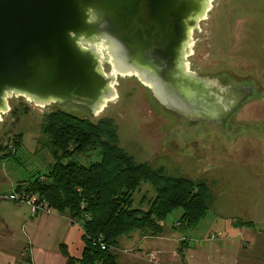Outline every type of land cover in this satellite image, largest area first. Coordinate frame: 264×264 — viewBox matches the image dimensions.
<instances>
[{"label": "rangeland", "instance_id": "rangeland-1", "mask_svg": "<svg viewBox=\"0 0 264 264\" xmlns=\"http://www.w3.org/2000/svg\"><path fill=\"white\" fill-rule=\"evenodd\" d=\"M212 2L207 19L200 23L201 35L194 34L202 41L206 38L209 48L193 46L196 54L189 56V62H196L199 70L228 71L232 75L228 73L225 77L235 81H254L256 93L264 92L261 84L264 83V0ZM104 68L109 71L107 65ZM116 91L118 98L108 103L97 117L71 103L39 108L22 98L11 97L10 111L15 109L16 114L9 111L0 122V146L5 147L0 149L1 156L13 152V156H7L5 173L18 175L22 180H34L53 163L46 146L47 137L41 133L47 114L60 109L78 118L95 121L108 118L114 120L118 129L120 148L135 162L147 164L166 176L206 184L209 193L207 214L195 228H179L177 222H173L182 211H173L163 222L165 237L170 241L144 239L139 244L135 240L139 233H133L135 241L123 236L112 249L117 264H148L145 262L147 253L158 255L161 261L159 245L164 251H174L177 245L174 237L182 234L178 230H183V235L193 238V242L208 237L216 239L214 235L222 233L220 230L234 216L243 221L253 220L257 230L264 229V217H250L251 212L247 211L251 209V197L264 196V96L248 100L226 124V134L205 122L189 126L181 119L167 118L149 89L135 77L118 78ZM19 134H22L21 142L12 151V140L19 139ZM100 158L98 151L92 150L72 159L88 166ZM153 194L151 184L141 183L133 195L132 207L147 208L142 198L150 200ZM216 244L209 242V245ZM132 255L139 261L133 260ZM167 255L163 256V261L170 260Z\"/></svg>", "mask_w": 264, "mask_h": 264}, {"label": "water", "instance_id": "water-1", "mask_svg": "<svg viewBox=\"0 0 264 264\" xmlns=\"http://www.w3.org/2000/svg\"><path fill=\"white\" fill-rule=\"evenodd\" d=\"M212 1L0 0V122L11 97L97 117L118 98L117 79L135 77L167 113L228 134L229 120L264 92L189 69Z\"/></svg>", "mask_w": 264, "mask_h": 264}, {"label": "trees", "instance_id": "trees-1", "mask_svg": "<svg viewBox=\"0 0 264 264\" xmlns=\"http://www.w3.org/2000/svg\"><path fill=\"white\" fill-rule=\"evenodd\" d=\"M11 112L16 114L15 109ZM41 130L47 137L53 163L46 172L38 173L36 179L16 189H24L25 195L46 203L49 209L67 212L72 221L81 224L83 255L73 259L63 250L68 264H117L112 249L119 238L132 232L158 236L163 233L167 216L176 210L182 211L176 223L181 229L193 228L206 216L207 185L166 176L147 164L135 162L120 148L114 120L78 118L57 109L46 115ZM19 139L13 138L12 151L19 146ZM92 150L98 151L100 161L85 166L72 159ZM12 153L3 156H13ZM141 183L151 184L154 192L150 200L142 198V203L147 202L145 209L132 207L133 195ZM99 237L107 247L105 250L96 242Z\"/></svg>", "mask_w": 264, "mask_h": 264}, {"label": "crops", "instance_id": "crops-1", "mask_svg": "<svg viewBox=\"0 0 264 264\" xmlns=\"http://www.w3.org/2000/svg\"><path fill=\"white\" fill-rule=\"evenodd\" d=\"M16 149L17 147L14 150ZM8 161V157H1L0 152V264H68V255L73 259H80L85 248V239L84 231L78 221H72L67 212L59 213L52 209L49 212L33 214L28 204L8 199L10 195L23 194L24 189L19 192L16 188L21 185L26 186L33 181L22 180L20 176H12L7 172L6 176L3 167ZM250 202L251 209H247L251 212L249 216L263 218L264 196L251 197ZM180 213V217L173 223L180 220L182 212ZM236 217L231 218L229 224L220 230L222 233L214 235L216 239L208 237L206 240L193 242V238L183 235V230H178L182 234L179 238L174 237L176 241L174 242L178 245L174 247V251H164L159 245L161 261H158V255L147 253L145 262L148 264H264V229L257 230L253 220L243 221ZM163 228V233L158 236H144L139 232H132L124 237L134 240L133 233H139V237H135L139 244L144 239L170 241L165 237L164 225ZM209 242L217 244L209 245ZM63 250H66L68 255H65ZM166 254H169L167 258H170L171 262L163 261V256ZM131 257L133 260H138L133 255Z\"/></svg>", "mask_w": 264, "mask_h": 264}, {"label": "flooded vegetation", "instance_id": "flooded-vegetation-1", "mask_svg": "<svg viewBox=\"0 0 264 264\" xmlns=\"http://www.w3.org/2000/svg\"><path fill=\"white\" fill-rule=\"evenodd\" d=\"M201 33H202V29H200V31L198 32V33H194V34H196V35H201ZM194 34H193V37L195 38V36H194ZM197 46V48H202V49H204V50H207L208 48H209V46H208V44H207V42H206V38H204V40L202 41V38L200 39V38H195V43H194V46ZM199 49H198V54H199ZM196 54V51L194 50L193 51V54H192V56L193 55H195ZM196 65H197V63L196 62H193V61H191V62H189V69L190 70H192L193 72H195L197 75H199V76H201V75H203V76H215V77H220V79L222 80V82H224V83H227V84H229L227 81H225L224 79H222L223 78V76H226V75H228V71H222L221 73H214V72H212L211 70H205L204 68L202 69H196ZM226 73V74H225ZM229 75L231 76L232 74H230L229 73ZM253 97V96H252ZM252 97L250 98V99H252ZM10 102V101H9ZM165 111V110H164ZM11 112V111H10ZM12 113V112H11ZM165 113L167 114L166 115V117L167 116H170V118H173V119H175V120H179L180 121V119L181 120H183V121H185V123H187V125H193V124H199V123H202V122H198V123H190L188 120H186V119H184V118H179L178 116H175L174 114H172V113H167L166 111H165ZM168 118V117H167Z\"/></svg>", "mask_w": 264, "mask_h": 264}, {"label": "built area", "instance_id": "built-area-1", "mask_svg": "<svg viewBox=\"0 0 264 264\" xmlns=\"http://www.w3.org/2000/svg\"><path fill=\"white\" fill-rule=\"evenodd\" d=\"M8 199L12 201H16V200L22 201L26 204L28 203L30 206V210L32 211L33 214H38L39 212H49L50 211L46 203L44 202L39 203L35 197H31L30 195H25L24 193L21 195H10L8 196ZM96 242L102 250H105L107 248L104 242H102L101 237H99L96 240Z\"/></svg>", "mask_w": 264, "mask_h": 264}]
</instances>
